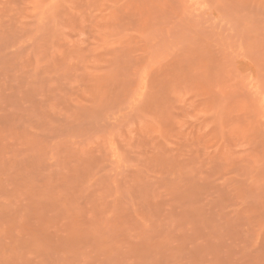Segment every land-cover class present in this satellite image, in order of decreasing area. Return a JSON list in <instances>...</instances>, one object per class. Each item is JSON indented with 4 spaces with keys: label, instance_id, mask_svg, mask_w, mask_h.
Returning <instances> with one entry per match:
<instances>
[{
    "label": "rangeland",
    "instance_id": "374dc122",
    "mask_svg": "<svg viewBox=\"0 0 264 264\" xmlns=\"http://www.w3.org/2000/svg\"><path fill=\"white\" fill-rule=\"evenodd\" d=\"M0 264H264V0H0Z\"/></svg>",
    "mask_w": 264,
    "mask_h": 264
}]
</instances>
